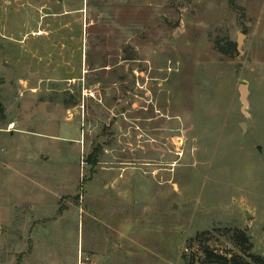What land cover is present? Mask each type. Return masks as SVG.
Listing matches in <instances>:
<instances>
[{"label": "rangeland", "instance_id": "obj_1", "mask_svg": "<svg viewBox=\"0 0 264 264\" xmlns=\"http://www.w3.org/2000/svg\"><path fill=\"white\" fill-rule=\"evenodd\" d=\"M205 247L264 259V0H0V264Z\"/></svg>", "mask_w": 264, "mask_h": 264}, {"label": "trees", "instance_id": "obj_2", "mask_svg": "<svg viewBox=\"0 0 264 264\" xmlns=\"http://www.w3.org/2000/svg\"><path fill=\"white\" fill-rule=\"evenodd\" d=\"M234 239L246 249L251 248L249 238L243 231H236ZM203 251L205 255L200 264H254L253 262H249L248 260H243L239 255L231 256L228 258L223 255L214 254V252L208 247L203 248ZM249 255L256 264H264V259L262 257L254 255L252 253H249Z\"/></svg>", "mask_w": 264, "mask_h": 264}, {"label": "water", "instance_id": "obj_3", "mask_svg": "<svg viewBox=\"0 0 264 264\" xmlns=\"http://www.w3.org/2000/svg\"><path fill=\"white\" fill-rule=\"evenodd\" d=\"M243 34H239L236 40V47H237V51L239 53H242V42H243ZM239 92H240V101L242 103V110L244 113H246L245 109L248 105V100H247V96H248V90H247V86L245 84H240L239 85ZM241 129L242 131L245 130V122H241L240 123ZM247 214V213H246Z\"/></svg>", "mask_w": 264, "mask_h": 264}, {"label": "built area", "instance_id": "obj_4", "mask_svg": "<svg viewBox=\"0 0 264 264\" xmlns=\"http://www.w3.org/2000/svg\"><path fill=\"white\" fill-rule=\"evenodd\" d=\"M12 126H13V124H10V125H9V127H12Z\"/></svg>", "mask_w": 264, "mask_h": 264}]
</instances>
